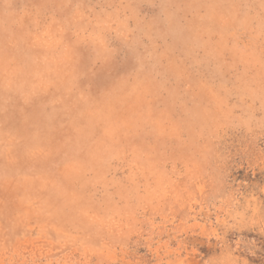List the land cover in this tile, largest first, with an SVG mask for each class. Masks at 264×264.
I'll list each match as a JSON object with an SVG mask.
<instances>
[{
	"label": "rangeland",
	"instance_id": "374dc122",
	"mask_svg": "<svg viewBox=\"0 0 264 264\" xmlns=\"http://www.w3.org/2000/svg\"><path fill=\"white\" fill-rule=\"evenodd\" d=\"M0 264H264V0H0Z\"/></svg>",
	"mask_w": 264,
	"mask_h": 264
}]
</instances>
